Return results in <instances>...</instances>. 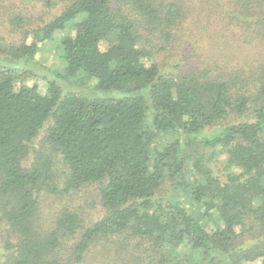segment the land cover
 Here are the masks:
<instances>
[{"label": "trees", "instance_id": "trees-1", "mask_svg": "<svg viewBox=\"0 0 264 264\" xmlns=\"http://www.w3.org/2000/svg\"><path fill=\"white\" fill-rule=\"evenodd\" d=\"M61 1L18 44L0 43V264H85L121 235L148 244V264H264V0H193L191 16H218L241 60L186 65L172 58L188 0ZM54 39V76L81 90L48 80L42 92L31 68L4 65ZM206 148L224 153L223 178ZM91 184L101 217L44 215L45 197Z\"/></svg>", "mask_w": 264, "mask_h": 264}, {"label": "rangeland", "instance_id": "rangeland-1", "mask_svg": "<svg viewBox=\"0 0 264 264\" xmlns=\"http://www.w3.org/2000/svg\"><path fill=\"white\" fill-rule=\"evenodd\" d=\"M66 3L61 0H0V43L18 44L26 31H30L51 20L62 10ZM192 5L193 0H188L187 8L189 10L187 11L185 24L182 30L179 31V33H188L189 36L184 44V49L177 56L173 57L172 61L181 60L186 65L191 62H199L207 59H220L224 55H228V58H231L234 62L237 60L240 61V55L234 54L235 49L232 48L233 44H235L234 40L236 39L229 37L227 35L229 32L225 29L221 27L219 29V24L217 23L219 17L211 15V17L204 16L201 19L196 15L191 16ZM193 18L197 24L191 25ZM56 47L57 43L55 39L53 41H47L42 44L32 61L9 60L4 65L8 64L7 66L17 67L21 64L24 67L31 68L36 76L27 82L30 85L36 84L42 92L46 91L48 80H56L61 85L64 93L81 90L78 86L68 84L66 81L54 76L53 71H61L63 65L58 57ZM222 49L223 53L220 52ZM161 53L158 56L159 60L161 58H167L168 53L174 54V52H171L170 45ZM96 92L99 96H105L107 93L103 91ZM42 135L43 129L32 143L34 150H45V146H42ZM205 152L206 154L212 155L209 166L213 173L223 178L224 171L222 169V163L224 153H221L219 148H206ZM31 156H34V151L30 153L28 162L25 163L26 165L31 161ZM52 158L54 172L57 175V185L61 188L67 168L61 162L59 155L53 153ZM45 199L43 212L46 216H50L65 208L80 212L81 217L85 220L97 219L104 214L99 202L96 184L85 185L78 190L47 196ZM2 234H0V237ZM120 238L112 237L102 239L101 241L104 242L116 239L119 246L111 251H99L98 249L101 246L91 248L85 264H148L147 255L152 254V252L148 251L147 243H141L137 239L125 240V238ZM249 264H256V262Z\"/></svg>", "mask_w": 264, "mask_h": 264}]
</instances>
